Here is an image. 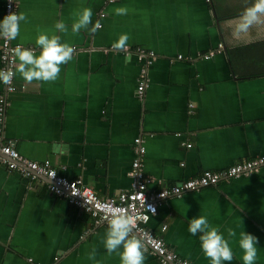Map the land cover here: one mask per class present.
Masks as SVG:
<instances>
[{"label":"crops","instance_id":"1","mask_svg":"<svg viewBox=\"0 0 264 264\" xmlns=\"http://www.w3.org/2000/svg\"><path fill=\"white\" fill-rule=\"evenodd\" d=\"M17 1L26 20L15 44L39 55L37 36L47 34L74 49L54 81L28 82L15 70L4 135L23 157L49 161L58 175L80 179L110 199L133 189L137 138L153 191L264 156V17L234 35L255 0ZM84 8L91 9L92 24L73 32ZM117 8L126 14L117 15ZM60 21L63 32L55 28ZM96 21L102 27L92 33ZM122 34L129 39L116 50ZM142 69L148 87L139 97ZM48 184L0 163V264H121L123 248L112 254L105 248L108 226H95ZM199 216L229 242L233 259L222 264H243V231L258 240L254 264H264V168L167 198L147 228L181 259L211 264L201 234L188 230ZM228 229L236 236L229 237ZM93 249L95 259H89ZM142 252L143 264H159Z\"/></svg>","mask_w":264,"mask_h":264},{"label":"built area","instance_id":"2","mask_svg":"<svg viewBox=\"0 0 264 264\" xmlns=\"http://www.w3.org/2000/svg\"><path fill=\"white\" fill-rule=\"evenodd\" d=\"M115 0H109L114 2ZM210 2V0H206ZM9 14L18 15V1L5 0L3 19ZM17 44L14 40L0 38V70L11 69L15 73L16 56L13 49ZM141 53V52H140ZM142 54V53H141ZM140 54V55H141ZM213 56L210 52L203 56L209 59ZM141 57H143L141 55ZM149 57V58H147ZM152 59L153 56H147ZM181 58V57H180ZM145 70L140 73V81L137 86V94L142 97L148 87ZM13 76L8 84L0 83L3 91L0 93V163L8 172H15L23 177L39 175L48 179V190L56 196L65 197L75 208L85 212L95 226H108L106 217L110 216L112 209L120 208L134 217L135 228L132 234L141 240L142 250L154 256L159 264H191L181 259L173 249L169 248L161 237L155 236L147 224L151 217L158 212L159 206L171 196L179 197L188 191H196L201 188L216 186L218 182L240 176H250L264 168V156L236 163L225 170L205 171L194 179L181 181L178 184L163 187L159 190H150L153 183L142 169L140 157L144 154V147L139 138L134 140L137 158L132 162L130 177L133 181V189L119 193L115 198L102 199L90 187L80 179H68L57 174L49 161L41 163L30 161L20 155L16 149V142L4 135V122L8 105V95L17 90ZM190 148V144L185 145ZM166 227H163V230Z\"/></svg>","mask_w":264,"mask_h":264},{"label":"clouds","instance_id":"3","mask_svg":"<svg viewBox=\"0 0 264 264\" xmlns=\"http://www.w3.org/2000/svg\"><path fill=\"white\" fill-rule=\"evenodd\" d=\"M117 15L126 14L125 8H117ZM92 11L90 8H84L79 14V18L72 25L73 32H79L81 29H88L92 24ZM264 17V0H255L251 7L244 10L238 18L235 25L234 35L246 32L253 24L262 22ZM26 20L25 14H9L3 21H0V38L14 40L19 35L20 21ZM231 23V22H228ZM102 25L99 21L91 27L90 31L95 33ZM55 28L61 32L66 30L63 21L57 22ZM129 37L127 34L119 36L113 44L116 50L125 49ZM36 46L39 49V55L33 50L17 46L13 49L14 55L19 63L16 65V72L28 82L37 81H54L60 73V65L71 60L74 49L67 43H60V37L47 34H38ZM130 61V56L127 58ZM15 73L11 70H0V81L4 84L11 82ZM108 230L105 235L104 245L109 254L119 252L121 264H143L145 259L142 252V243L135 235L132 234L135 228L134 217L127 214L120 208L112 209L110 216L106 217ZM189 232L196 236L198 233L201 242V248L211 264H222V261H231L233 259L232 249L222 234L216 227L209 225L204 216L193 218L189 223ZM229 237H235L236 232L228 229ZM258 240L251 234L244 231L240 233L239 247L243 251V264H254L257 256ZM89 259H95V249L89 255Z\"/></svg>","mask_w":264,"mask_h":264}]
</instances>
